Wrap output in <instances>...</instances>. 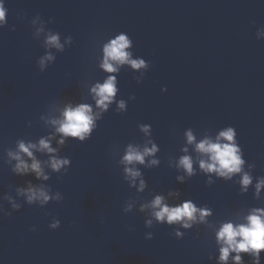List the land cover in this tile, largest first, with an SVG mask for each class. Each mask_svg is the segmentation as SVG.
Masks as SVG:
<instances>
[{"label": "water", "instance_id": "obj_1", "mask_svg": "<svg viewBox=\"0 0 264 264\" xmlns=\"http://www.w3.org/2000/svg\"><path fill=\"white\" fill-rule=\"evenodd\" d=\"M5 6L8 24L0 29V196H14V188L26 181L38 183L31 175H14L4 163V149L14 148L18 138L47 135L39 116L51 102L87 98L85 85L105 76L97 61L104 41L127 33L134 57L144 58L150 68L140 84L134 79L139 73L122 68L117 99L136 97L128 101L127 111L117 114L113 104L89 140H69L61 150L71 166L60 179L53 173L45 183L63 195L62 201L40 208L21 200L19 211L0 215V264H216L208 259L217 254L214 239L203 226L176 239L171 227L154 224L148 229L143 213L122 212L125 201L137 194L123 180L117 162L127 143L142 142L137 125L147 123L161 164L141 168L148 184L141 198L178 189L182 199L211 207V221L260 206L251 188L242 195L233 182L206 186L200 174L184 184L176 182L178 173L168 167V158L182 154L183 132L189 127L200 136L206 129L215 134L234 126L244 158L256 164L253 175H264V39L255 36L264 25V0H5ZM37 14L45 21L51 18L47 27L74 41L56 53L43 73L36 61L45 50L33 39L30 25ZM52 217L61 222L55 230L48 227ZM148 231L154 233L151 240L144 238ZM244 259L249 260L247 255ZM261 259L264 264V253Z\"/></svg>", "mask_w": 264, "mask_h": 264}, {"label": "clouds", "instance_id": "obj_2", "mask_svg": "<svg viewBox=\"0 0 264 264\" xmlns=\"http://www.w3.org/2000/svg\"><path fill=\"white\" fill-rule=\"evenodd\" d=\"M8 8L5 0H0V29L8 24ZM52 19L45 21L39 14L30 20L33 39L41 41L44 54L36 61L38 70L43 73L56 61V53H63L73 44L71 35L63 36L60 32L47 27ZM11 30H15L12 26ZM255 36L264 39V25L256 28ZM133 40L121 31L109 37L101 45V55L97 57L98 68L105 73L102 81L86 84L87 98L80 101L64 100L51 102L40 114L39 121L48 130L36 140L18 138L14 148L4 149V163L17 176L31 175L38 183L26 181L23 186L14 188L11 192L0 196V215L11 216L22 208V203L45 208L50 202L63 200L59 191H53L47 181L55 173L57 179L66 175L71 160L61 156V150L69 140L84 143L92 137L98 127V122L115 104L117 114L127 111L128 101H134L135 95H129L128 100L117 99L119 92L118 75L122 68L127 67L139 75L134 76L137 84L142 83L150 68V63L140 56L134 57ZM167 91L166 88L161 89ZM62 107L54 108L55 104ZM31 127V121L28 122ZM143 134L142 142H129L120 154L118 165L122 166L123 180L130 188L135 189L136 198L125 201L122 212L128 214L134 210L145 216V228L151 229L154 224L167 225L172 228L171 235L183 239L186 233L194 227L199 231L203 226L207 229L216 246V255L210 254L208 259L216 264H262L261 254L264 253V175L254 176V162L249 163L244 158V151L237 139L234 126H225L215 134L204 130L200 136L189 127L184 132L185 142L180 148L178 157L168 158V167L178 173L176 182L186 183L192 177L200 174L206 177L205 185L212 186L217 180L233 182L239 186V192L247 194L251 188L252 197L260 202V206L239 209L230 217L211 221L213 209L207 204L197 205L192 199H182L178 189H169L167 193H149L151 199L141 198L140 194L148 188L141 168L152 169L161 164L157 154L160 148L152 136V126L147 123L137 125ZM55 145V146H54ZM39 154V155H38ZM46 156V159L39 158ZM235 178V179H234ZM169 201H175L170 203ZM4 202H7L8 209ZM60 220L52 217L48 227L55 230L60 227ZM129 231L133 229L130 226ZM183 229V231H181ZM32 231H36L33 226ZM152 231L145 233L144 238L151 240ZM247 255L248 262L244 257Z\"/></svg>", "mask_w": 264, "mask_h": 264}]
</instances>
